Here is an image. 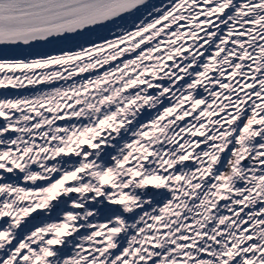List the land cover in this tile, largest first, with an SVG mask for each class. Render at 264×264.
I'll use <instances>...</instances> for the list:
<instances>
[{
    "label": "snow or ice",
    "instance_id": "6c2138e0",
    "mask_svg": "<svg viewBox=\"0 0 264 264\" xmlns=\"http://www.w3.org/2000/svg\"><path fill=\"white\" fill-rule=\"evenodd\" d=\"M0 264H264V0H0Z\"/></svg>",
    "mask_w": 264,
    "mask_h": 264
}]
</instances>
